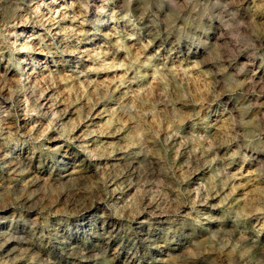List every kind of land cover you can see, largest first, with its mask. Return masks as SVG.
I'll return each mask as SVG.
<instances>
[{"label":"clouds","instance_id":"obj_1","mask_svg":"<svg viewBox=\"0 0 264 264\" xmlns=\"http://www.w3.org/2000/svg\"><path fill=\"white\" fill-rule=\"evenodd\" d=\"M262 69L264 0H0V264H264ZM81 88L133 129L85 143Z\"/></svg>","mask_w":264,"mask_h":264},{"label":"rangeland","instance_id":"obj_2","mask_svg":"<svg viewBox=\"0 0 264 264\" xmlns=\"http://www.w3.org/2000/svg\"><path fill=\"white\" fill-rule=\"evenodd\" d=\"M59 2L62 4L64 3V0H59ZM109 39L108 36H102L99 38V43L97 40H91L87 44L81 45V50L83 51L84 48H93V47H99L103 46L105 42ZM74 43V42H72ZM153 51L152 48H148L146 50L145 54H151ZM160 54H163V48L160 50ZM134 54H137L135 50H133ZM72 59L80 60L79 55H74ZM85 64H91V61L87 58V56L83 57V60L81 61ZM264 71V69H262ZM121 73L119 71L113 72V71H107L99 73V78L101 79L102 83L100 85L101 89H105L108 87H115L114 85L108 84V79L112 76H118ZM62 90L65 89L64 85H61ZM90 91V89L88 90ZM123 89L116 91L113 93V98L111 101L105 100L103 103H99L94 108L91 104V99L87 95V92L85 89H80L79 97L76 98L72 96L68 91H65V95L68 97L66 100L67 103H72L75 101L76 107H80L81 105L84 106L85 111L88 112V118L85 123L80 124L79 127L76 130V135L88 134L91 133L94 129L99 130V135H91L85 143L92 145L93 147H99L101 149L115 144L118 140H120L121 137L127 135L134 127V121L128 120L126 117H123V114L121 115V119L117 121L116 119V113L118 112V105L127 103L128 98L124 97L122 95ZM64 106V105H62ZM77 116L75 108L70 109L69 111V117L75 119ZM111 125V127H109ZM119 128L120 132L119 135H113L111 133L115 132V130ZM68 155L65 156V159L71 158L74 160H79V156L72 155L73 152H75L72 148L66 149ZM240 187L236 189L231 190V200L238 202V205L243 206L249 203L255 202L256 198L258 197V189L256 188V185L260 183V181H250L247 177L245 178V181H241ZM220 211H223V209H220ZM88 224H85L84 227H88ZM142 229H144L146 232L163 238L165 233L161 231V229L164 227L162 223H146L143 225H140ZM262 230H264V224H261ZM112 243L116 244L115 241ZM127 243H130V241L122 242L116 244V247L112 249V254L114 257L117 258V261L121 256L125 258H130L132 256V250L129 248L127 251H125V245ZM168 247L167 244H164L161 249H154L153 251H160L162 254L164 250H166ZM165 264H179V261L176 260L174 257H165Z\"/></svg>","mask_w":264,"mask_h":264}]
</instances>
